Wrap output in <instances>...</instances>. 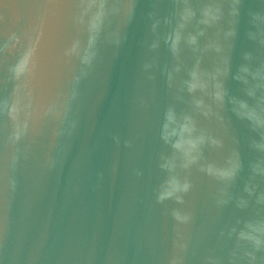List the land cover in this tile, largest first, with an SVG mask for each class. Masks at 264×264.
Wrapping results in <instances>:
<instances>
[{"label": "water", "instance_id": "1", "mask_svg": "<svg viewBox=\"0 0 264 264\" xmlns=\"http://www.w3.org/2000/svg\"><path fill=\"white\" fill-rule=\"evenodd\" d=\"M74 2L0 0V264H166L173 243L184 241L195 252L188 264H200L209 249L223 255L218 233L238 213L231 205H214L211 178L191 171L193 189L185 198L194 217L190 225H175L173 202L156 203V190L166 177L161 155L171 152L159 135L162 114L172 103L187 109L189 98L181 90L183 69L171 88L161 72L173 62L168 48L163 42L155 51L148 48L153 0H138L119 47L111 42L112 28L105 30L91 63L82 62V49L71 58L63 54L77 36ZM87 3L96 6L88 12V22L95 25L104 0ZM168 9V0H160L159 13ZM245 20L242 14L233 71L250 46ZM40 35L39 69L27 83L22 79L14 94L18 82L10 68ZM80 38L86 39L82 33ZM153 57L157 65L143 69ZM194 59L185 48L183 66ZM215 59L214 53L205 54L204 65ZM227 83L240 94L237 81ZM13 100L15 121L5 103ZM224 116L225 122L197 116L224 142L223 149L206 150L205 157L222 162L236 137L246 164L252 155L247 127L230 111ZM239 187L238 182L235 190ZM252 229L253 235L264 234V220Z\"/></svg>", "mask_w": 264, "mask_h": 264}, {"label": "clouds", "instance_id": "2", "mask_svg": "<svg viewBox=\"0 0 264 264\" xmlns=\"http://www.w3.org/2000/svg\"><path fill=\"white\" fill-rule=\"evenodd\" d=\"M137 2L104 0L102 19L93 25L88 22V12L96 6L89 5L87 0H75L71 5L76 9L72 18L77 25V36L66 43L64 56L79 55L82 49V62L91 63L95 47L108 28H112L111 42L119 47L126 38L125 29L134 16ZM159 2L153 0L152 10L147 13L151 35L148 48L155 51L161 42L168 48L173 62L164 65L161 72L171 88L174 75L183 69L186 75L181 90L189 99L187 109L178 110L172 103L162 114L159 135L171 152L161 155L159 166L166 177L156 190V203L173 202L176 207L170 209V215L175 225H190L194 217L185 208V198L193 189L189 177L195 168L215 182L214 205L219 209L231 205L238 213L218 233L223 255H217L215 248L209 249L200 256V264H241L243 261L264 264V234H252V225L264 220V0H253L251 4L249 0H168L169 9L164 15L158 11ZM242 14L247 25L244 38L250 46L241 51L240 63L233 71L232 56L240 35ZM81 33L86 37L83 41ZM41 38L40 35L30 40L24 56L10 68L13 79L18 82L14 94L20 87L19 82L23 79L27 83L39 69ZM185 48L195 54L190 67L183 66ZM207 53H214L216 57L210 66L204 65ZM157 63L153 57L142 68L147 70ZM229 78L238 82L239 95L228 87ZM176 99L183 101L184 96L177 95ZM5 103L15 121L17 102ZM225 110L247 127L246 144L252 155L246 164L236 137H233L236 146L228 150L222 162L205 157L206 150L223 149L224 142L202 127L197 116L225 122ZM238 182L239 190H235ZM194 254L190 241L174 242L166 264H188Z\"/></svg>", "mask_w": 264, "mask_h": 264}]
</instances>
